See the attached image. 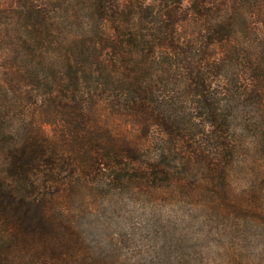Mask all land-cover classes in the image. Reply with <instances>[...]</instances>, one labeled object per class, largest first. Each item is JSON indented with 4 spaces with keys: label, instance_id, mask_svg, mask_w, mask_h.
Here are the masks:
<instances>
[{
    "label": "trees",
    "instance_id": "obj_1",
    "mask_svg": "<svg viewBox=\"0 0 264 264\" xmlns=\"http://www.w3.org/2000/svg\"><path fill=\"white\" fill-rule=\"evenodd\" d=\"M125 194L159 264H264V0H0V264H129Z\"/></svg>",
    "mask_w": 264,
    "mask_h": 264
},
{
    "label": "rangeland",
    "instance_id": "obj_2",
    "mask_svg": "<svg viewBox=\"0 0 264 264\" xmlns=\"http://www.w3.org/2000/svg\"><path fill=\"white\" fill-rule=\"evenodd\" d=\"M45 130L50 131V126L45 125ZM130 195H124V202L117 207V211L112 212L111 214L102 215L100 213L98 219V225L102 223L109 222V225H106L103 233L99 230H91L90 234L93 239L98 234L96 239L98 242L95 244L101 243L102 248L98 249H109L125 259L129 264H144L148 262V257L153 256V247L157 238L158 230L160 241L164 242L165 237L163 234V220L166 221L167 215L174 218L177 214H180V210H176L173 205H163L161 209L163 213H155L160 203L154 204L153 201L148 200L147 198H142V208L139 207V204L132 199ZM151 201V203H150ZM172 211V214H171ZM155 213V216H150ZM172 215V216H171ZM185 216V223L180 224L179 222L169 221L168 224L172 227L177 228H186L188 233V239L184 244V249L189 248L192 252L194 248V239L193 235L197 230H201L202 226L200 223H196V216ZM201 215V214H200ZM174 224V225H173ZM83 227H89V223L83 224ZM205 228V227H204ZM158 229V230H157ZM159 237L157 240H159ZM205 242V241H204ZM203 240L200 241L195 248L201 250L199 253V259L203 260L206 255V248ZM113 248V249H111ZM158 256V255H157ZM194 257V256H193ZM152 260V262H151ZM150 264H159V259L157 257H151ZM161 264V262H160ZM188 264H196L195 260L190 261ZM203 264V263H199Z\"/></svg>",
    "mask_w": 264,
    "mask_h": 264
}]
</instances>
